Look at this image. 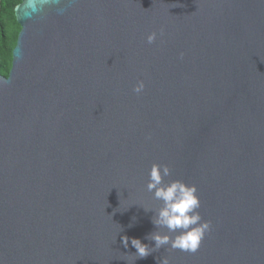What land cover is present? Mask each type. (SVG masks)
<instances>
[{
  "label": "water",
  "instance_id": "obj_1",
  "mask_svg": "<svg viewBox=\"0 0 264 264\" xmlns=\"http://www.w3.org/2000/svg\"><path fill=\"white\" fill-rule=\"evenodd\" d=\"M15 16L0 264H264V0Z\"/></svg>",
  "mask_w": 264,
  "mask_h": 264
},
{
  "label": "trees",
  "instance_id": "obj_2",
  "mask_svg": "<svg viewBox=\"0 0 264 264\" xmlns=\"http://www.w3.org/2000/svg\"><path fill=\"white\" fill-rule=\"evenodd\" d=\"M21 0H0V73L8 76L12 66V51L17 43L20 24L15 8Z\"/></svg>",
  "mask_w": 264,
  "mask_h": 264
}]
</instances>
